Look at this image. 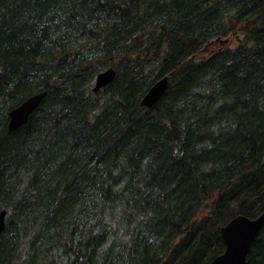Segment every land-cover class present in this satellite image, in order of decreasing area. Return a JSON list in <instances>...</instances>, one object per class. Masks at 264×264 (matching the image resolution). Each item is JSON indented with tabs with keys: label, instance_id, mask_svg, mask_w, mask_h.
<instances>
[{
	"label": "trees",
	"instance_id": "1",
	"mask_svg": "<svg viewBox=\"0 0 264 264\" xmlns=\"http://www.w3.org/2000/svg\"><path fill=\"white\" fill-rule=\"evenodd\" d=\"M3 209L0 264L221 254V228L264 209V0H0ZM248 262L264 264V228Z\"/></svg>",
	"mask_w": 264,
	"mask_h": 264
},
{
	"label": "water",
	"instance_id": "2",
	"mask_svg": "<svg viewBox=\"0 0 264 264\" xmlns=\"http://www.w3.org/2000/svg\"><path fill=\"white\" fill-rule=\"evenodd\" d=\"M116 76V70L108 68L97 74L94 91L98 92L108 86ZM168 76L156 81L141 99V104L151 107L164 95L168 87ZM46 91L30 96L19 106L9 112V128L15 130L27 123L32 112L39 106ZM7 210L0 212V233L6 227ZM264 228V209L256 217L244 214L237 215L221 228L226 248L208 264H249L248 255L251 247Z\"/></svg>",
	"mask_w": 264,
	"mask_h": 264
},
{
	"label": "rangeland",
	"instance_id": "3",
	"mask_svg": "<svg viewBox=\"0 0 264 264\" xmlns=\"http://www.w3.org/2000/svg\"><path fill=\"white\" fill-rule=\"evenodd\" d=\"M231 36L222 38L221 40H216L211 45H208L207 48L211 49L213 47L214 49H218V48L223 47V46L233 45L237 42L238 38H237L236 34H233Z\"/></svg>",
	"mask_w": 264,
	"mask_h": 264
},
{
	"label": "bare ground",
	"instance_id": "4",
	"mask_svg": "<svg viewBox=\"0 0 264 264\" xmlns=\"http://www.w3.org/2000/svg\"><path fill=\"white\" fill-rule=\"evenodd\" d=\"M3 210H6V209H3ZM6 216H7V214H6Z\"/></svg>",
	"mask_w": 264,
	"mask_h": 264
}]
</instances>
